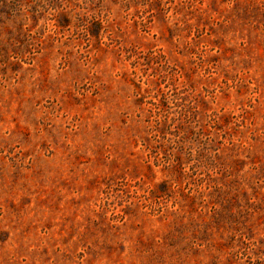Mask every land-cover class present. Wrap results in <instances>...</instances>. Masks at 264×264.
Segmentation results:
<instances>
[{
    "label": "rangeland",
    "instance_id": "374dc122",
    "mask_svg": "<svg viewBox=\"0 0 264 264\" xmlns=\"http://www.w3.org/2000/svg\"><path fill=\"white\" fill-rule=\"evenodd\" d=\"M0 264H264V0H0Z\"/></svg>",
    "mask_w": 264,
    "mask_h": 264
}]
</instances>
